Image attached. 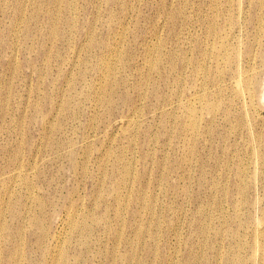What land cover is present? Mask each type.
I'll return each instance as SVG.
<instances>
[{
  "label": "rangeland",
  "instance_id": "obj_1",
  "mask_svg": "<svg viewBox=\"0 0 264 264\" xmlns=\"http://www.w3.org/2000/svg\"><path fill=\"white\" fill-rule=\"evenodd\" d=\"M248 45L264 0H0V264H264Z\"/></svg>",
  "mask_w": 264,
  "mask_h": 264
},
{
  "label": "bare ground",
  "instance_id": "obj_2",
  "mask_svg": "<svg viewBox=\"0 0 264 264\" xmlns=\"http://www.w3.org/2000/svg\"><path fill=\"white\" fill-rule=\"evenodd\" d=\"M5 1V0H4ZM5 3V2H4ZM4 6H2V8H3ZM262 8V7H261ZM36 8H34L33 9V16H35V13H37L36 12ZM41 11V10H40ZM50 13H53L54 15H55V13L56 14H58V10H56L55 8H52L51 10H48ZM46 13V12H45ZM48 13V12H47ZM48 15H50V14H48ZM31 16V15H30ZM33 16L31 17V18H33ZM53 16V15H52ZM56 16V15H55ZM58 16V15H57ZM244 17V13H243V11H240L239 12V14H238V17ZM51 17V16H50ZM55 18V17H54ZM49 20H52V19H49ZM13 22H15V21H13ZM50 22V21H49ZM50 25H52L51 24V22L49 23ZM242 25V24H241ZM238 26L236 29H234L233 30V32L232 33H229V30L228 29H226V28H224V29H222L221 30V32L220 33H218V34H220V36L219 37H217L215 40H213V42H212V46H214V45H221V47L219 48V49H217V51H216V54L213 56V55H209L208 56V58H207V61H206V66H204L203 67V72H205L206 74L210 71V69H211V67L212 68H214V69H216V68H218L219 67V64H220V61L223 59V57H224V54L222 53V48H223V44L226 42V40L227 39H229L230 37H234L237 33L239 34H241V35H243V31H244V29H243V26ZM44 27V26H43ZM51 27V26H50ZM56 27V26H55ZM27 29V28H26ZM28 30V29H27ZM237 34V35H238ZM231 35V36H230ZM249 49H250V46L248 45L247 47H246V49H245V55H243V58H241V60H240V64H241V67H243V65L245 64L250 70H253V68H251V67H254V70L255 69H258L260 72H263L264 71V61H260V63L259 64H257L256 66L252 63L251 64V56L249 55ZM205 63V62H204ZM240 71H242L241 70V68L240 67H238L237 68V73H240ZM232 71H229L228 72V75L229 76H232ZM249 84H252V86H250L249 88H248V91H247V94H246V96H245V102L247 101V100H250V99H252V98H255V99H257V100H260V101H262L263 102V99H264V94H263V82H261V80H259V79H255V81L253 82V83H249ZM255 121H252L251 122V124H250V127H254L255 126ZM202 169V168H201ZM17 173V172H16ZM15 173V174H16ZM257 190V189H256ZM242 205L244 206V207H246L248 210H250L247 214H246V221L249 223V224H251V226L253 225V224H256L257 225V222L258 221H260V218H258V215H262L263 213H264V209H263V207H259V202H254V201H249V202H247V203H242ZM25 206H26V204H25ZM24 206V207H25ZM28 209H30V207L28 208ZM23 210V209H22ZM21 211V210H20ZM26 211V210H25ZM28 211H30V210H28ZM24 213V212H23ZM254 213V214H253ZM26 214H27V212H26ZM260 217V216H259ZM26 219H27V216H26ZM26 219H25V223H27L26 222ZM34 220V221H33ZM180 221V220H179ZM20 223V222H19ZM30 228H31V231L33 232L34 230H35V226H36V222H35V219H32V220H30ZM29 223H27V224H29ZM24 226V225H23ZM76 226V224H73V228ZM192 226H193V220L191 219L190 220V228L192 229ZM250 226V227H251ZM107 227H108V229L110 228V224H107ZM24 228V227H23ZM22 229V228H21ZM204 230H205V227H203V224H201L200 226H199V230H196L197 231V236H196V238H194L195 239V241L196 242H202V240H197L199 237H200V235H203V232H204ZM46 231V230H45ZM48 232H49V230H48ZM258 233V232H257ZM23 234V233H22ZM261 235V234H260ZM47 236V235H46ZM45 236V237H46ZM156 236V235H155ZM261 238H262V243H263V247H264V236L263 235H261ZM53 239H55V238H53ZM113 239H114V241H115V243H118L116 240H118V239H116L114 236H113ZM18 241V240H17ZM120 241H121V238H120ZM22 243V242H21ZM128 244V247H130V246H134V245H131V244H133L130 240H126L125 241V244ZM11 246V245H10ZM198 247H199V245H198ZM131 248V247H130ZM133 249V248H132ZM188 256H189V258H192V259H194V260H197V259H199L200 258V256H199V254H198V252L197 251H193V250H189L188 251ZM263 254H264V251H263ZM97 255V254H96ZM108 258H109V261H112L114 258H115V254H112V253H109V255H108ZM120 261H121V263L123 264V262H125V263H128V264H131L132 263V261H133V257L132 256H129L128 258H124L123 256H121L120 257ZM51 264V263H50ZM133 264V263H132Z\"/></svg>",
  "mask_w": 264,
  "mask_h": 264
}]
</instances>
